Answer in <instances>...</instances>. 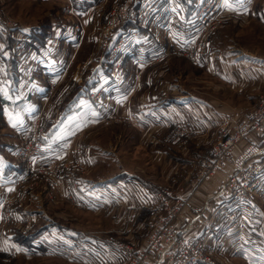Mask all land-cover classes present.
Returning <instances> with one entry per match:
<instances>
[{"label": "rangeland", "instance_id": "rangeland-1", "mask_svg": "<svg viewBox=\"0 0 264 264\" xmlns=\"http://www.w3.org/2000/svg\"><path fill=\"white\" fill-rule=\"evenodd\" d=\"M224 2L225 0H0V16L17 23L16 26L20 29L18 35L24 30L32 33L37 31L35 33L43 38L42 32L48 31L44 43L38 37L33 44L25 39L29 59L27 68H21L22 63L13 46L6 49L8 37L0 50V168L7 160H11L8 147L13 146L10 142L18 144V149L25 136H20L15 131L17 123L14 122L13 110L16 109V103L13 93L8 98L13 76L19 77L15 81L19 87L18 99H27L26 94H31L35 78L41 83L35 60L42 53L53 49L55 52L52 54L56 56V47L63 41L65 30L74 32L77 41L83 44L79 48L75 45L72 49L64 45L70 51L68 59L72 62L68 64L70 70L65 82L61 83L63 77L59 80L47 79L46 82L44 80L47 76L42 77L43 82L49 83V93L43 100L40 111L45 119L43 144L47 125L52 120H60L62 114L72 107L69 99L76 93L82 76L93 72L98 62L101 66L109 64L108 72L112 77L124 75L127 71L132 75L133 82L139 84L138 80L142 79V92L136 90V99H140V95L144 96L143 93L147 91L149 108L165 105L168 115L164 119L166 127H160L157 123L161 120L149 110L135 117L142 123L143 120L151 122L150 125L130 123L120 114L117 103L114 102L115 105L110 106L107 116L102 118L105 119L104 122L95 124L89 130L83 128L78 133L75 132L78 138L74 146L77 157H62V161L68 160L65 164L59 163V159L53 165L37 161L44 167L60 169L61 176L56 177L58 184L49 183L46 176L41 175L39 178L31 177L27 183L4 187L1 194H4L2 202L6 216L11 217L13 214L14 203L26 209H23L24 214L20 215L19 222L8 225L12 228V233L13 229L15 231L13 234L7 232L12 234L9 239L11 242L4 245L5 249H0V264H114V259L109 257L110 251L115 252L114 258L119 264H126L119 244L132 243L136 249L142 248L150 233L152 219L149 211L133 214L131 200L124 199L121 194L120 186L127 183L134 174L141 176L136 177L138 181L148 180L158 185L141 186L132 182L138 195V188L144 187L153 195V205L159 201L156 192L163 187L178 190L180 186H184L188 202L192 200L193 192L187 190L185 183L177 181L183 180L179 179V172L182 173L185 167L183 163H187L186 160H190L192 155L195 157L201 153L198 160H193L197 169L199 159L207 155L210 147L215 145L222 127L226 123L251 119L253 110L264 95V0H246L244 8L235 5V9L225 8ZM237 8V16H232L233 10ZM242 9L248 10L249 14L243 13ZM210 15L212 22L209 21ZM255 56H258V64L254 66ZM245 58V67L242 68L240 60L244 62ZM257 73L258 78L255 77ZM242 75L247 80H243ZM26 83L28 88L24 87ZM60 92L59 99H53ZM92 92L93 90L85 93L79 104H85V97L88 96L91 101ZM187 95H191L194 105L211 103L212 127L207 134H202L203 130L184 129L180 125L176 129L173 125L170 127L175 120V111L171 105L175 106ZM142 96L141 100H144ZM47 108L49 112H46ZM176 114L179 115L176 120L180 122L187 112L183 111L180 115L176 111ZM65 118L60 122H64ZM183 130L186 132H182ZM226 130L228 132V128ZM186 133L191 136L188 140L174 142V139ZM85 134L87 135L83 137ZM253 140L257 142L254 138ZM259 144L263 146L264 140H260ZM261 156L263 157L257 158V161L264 170V153ZM15 158L17 160L16 156ZM257 161L250 159L246 166ZM233 170L234 167L231 166L216 190L205 191L208 197L204 206L198 207L199 212H210L208 220L212 225L224 210L223 202L227 198L223 185L231 173H236L237 169ZM258 179L260 186L257 185L251 191L252 195L248 194L246 197L251 203V210L237 224L223 216L221 224L224 226L220 224L210 229L211 236L215 235L213 240L206 242L211 264H264V176ZM95 180L99 181L96 188L113 187L109 188L108 196L97 192L95 184L92 187L91 181ZM0 181L11 185L13 180ZM124 185L128 187L129 184ZM240 186L242 187L241 183ZM9 188L10 192L13 189L18 191V188L23 192L21 195H8ZM97 197L106 202L101 211L92 205ZM211 198L218 199L216 204L211 205ZM110 200L119 202L115 203L118 207L109 205ZM125 201L128 202L126 206L120 205ZM188 202L185 206L190 205ZM6 205L10 206L9 209L5 208ZM195 213L197 215V211ZM14 214L18 216L19 212ZM259 227L263 233L256 242L254 231ZM33 230L35 237L40 238L43 243L45 241V245H51L52 249H55L54 245L58 246V251L51 252L47 246L40 244L33 253L25 240ZM44 232L47 236L51 235V238L44 237ZM115 236L118 239L116 244ZM67 245L71 248L67 249ZM257 245L259 253H250ZM71 249L83 254L82 258L72 255ZM99 252L102 253L101 256Z\"/></svg>", "mask_w": 264, "mask_h": 264}, {"label": "crops", "instance_id": "crops-1", "mask_svg": "<svg viewBox=\"0 0 264 264\" xmlns=\"http://www.w3.org/2000/svg\"><path fill=\"white\" fill-rule=\"evenodd\" d=\"M45 1V0H43ZM246 0H230L229 3H232V5H236L239 6L240 8H244L246 6L245 4ZM235 9V7L233 8ZM239 8H237L236 10H233L232 16H237V12ZM245 9H242L241 11L243 13L249 14V12L243 11ZM230 11V9H229ZM253 13V12H252ZM29 28L31 30L30 27H26ZM36 29V28H35ZM39 29V28H37ZM41 31V29H40ZM37 32V31H35ZM35 32H31L30 37H31V41L30 44L36 43V39L37 37L40 39V42L44 43V40L46 39V37L48 36V31L45 30L43 34V38H41L38 34H36ZM63 41L60 42L61 44H59L56 48H57V55H53L52 52H55V49H53L51 52H45L42 53V55H39V57L37 58V65L35 63V67L39 69L38 73L41 75L40 80L41 83H38L37 78L35 81V84L33 86V90L30 94V92H28L26 94L27 99H18L17 93H13V98H14V102L16 103V109L13 110V118H14V122L16 124L15 127V131L20 134V136L22 134H26L27 132V128L28 126H26L25 124L21 123L23 122V120L26 119V117L31 114V113H39L40 111H42V104H43V100L45 98H47L48 93H49V83H45L47 81V79H49V81H51V79H57L59 80L60 78L63 77V80L61 83L65 82L69 75V66L68 64H71L72 62L70 61L69 58V50H66L64 48V45L67 46L69 49H72L75 45L78 46V48L80 46H82V42H78L77 41V36H75L74 32H70L69 30H65L63 33ZM63 44V45H62ZM255 58V59H254ZM253 58V65H257L258 64V56H255ZM252 60V58H250ZM142 60V59H141ZM143 60H146L143 58ZM245 60L244 62L243 60H240V63L243 65L242 68L245 67ZM237 63V62H236ZM109 65V64H108ZM108 65H102L101 63L98 62L95 67H94V71L90 72L88 74V76H82L81 78V83L78 85L77 87V91L74 95H72V97H70L69 101H70V106H72L69 110L65 111L64 114H62L60 120L62 118H65L64 122H60V120H56L54 122V120H52L46 127V132H45V138H44V146H43V151L40 150L39 156L40 157V161L44 164L47 165H53L58 159L60 160L59 163H66V159H70L73 158L74 156L77 157L76 155V149H75V144L78 142V138H77V131L82 130L83 128L86 130H89L91 128H93V126L95 124H101L102 121L104 122L105 116H107V114L109 113V108L112 105H115V103H117V108L120 111V114L123 115L126 118V121H129L130 123L135 122L136 124H143V125H150L151 122L143 120L144 122L142 123L140 120H138L135 115H143L144 112H148L147 110H149V112H152L151 114H155L156 118L161 120V122H156L157 124H159L160 127H166L165 123H164V119L166 116H168L166 113V109H165V105H161L158 107H151L149 108V104H148V94L147 91H145L143 94L144 96L140 95V99H136V90L139 92H142V79H139V84L138 82L135 83L132 80V75L128 74L127 71L124 75H120L118 77H112L111 73L108 72L109 70V66ZM34 66V65H33ZM249 66H252V63H249ZM253 66V67H254ZM97 68V72H95V69ZM107 70V71H105ZM259 73V72H258ZM258 73L256 74L255 77L258 78ZM14 73H12L13 76ZM242 74L243 71H242ZM47 76V78H46ZM243 76V80H247V78ZM14 77V76H13ZM46 78L45 80L43 78ZM264 77V76H263ZM43 80L45 82H43ZM37 82V83H36ZM60 83V84H61ZM124 83V84H121ZM146 84V83H145ZM63 85V84H62ZM12 86L14 87V85L12 84ZM145 87V86H144ZM147 89V88H145ZM96 91L100 93V98L97 101H92L90 102H86L85 104L80 105V101L83 98V95L85 93H87L88 91ZM60 92L59 94L56 95V97H54L53 99H59L58 97L61 96ZM9 97H11V93L8 92ZM34 94V95H33ZM30 95V96H29ZM7 96V95H6ZM5 96V97H6ZM142 97H144V100H141ZM156 99V98H155ZM19 103V104H18ZM210 103V102H209ZM205 104L203 103L202 106L201 105H194L192 104L191 101V95H187L186 98H181L180 101L177 102V104L181 105L180 107L183 108V110H181L182 108H179V105H171V108L174 109L175 111V115L173 114L174 119H178L179 115L176 114V111L179 112L180 115L183 114L184 112H187V115L185 116L183 121L178 122L177 120H173L170 124V127L173 125V128H177L176 126L180 125L182 126V128L184 129H190V130H203L202 134H207L206 132L209 131L212 127V105L210 104ZM175 107V108H174ZM52 108H54V106H52ZM115 108V107H114ZM116 108V109H117ZM156 108V109H155ZM117 110V111H118ZM223 111V110H222ZM46 112H49V108L46 109ZM108 112V113H107ZM122 112V113H121ZM204 113L202 116H200L199 114ZM196 114H198V116H195ZM207 116V117H206ZM147 118V117H145ZM133 120V121H132ZM58 122V124H56ZM128 122V123H129ZM195 124L197 126H195ZM169 125V124H168ZM199 125L201 127H199ZM155 126H158L155 124ZM191 127V128H190ZM180 128V127H179ZM166 129V128H163ZM77 132V133H75ZM182 132H186V131H182ZM85 132H83L84 134ZM87 134L83 135L86 136ZM191 136H189L187 133L180 135L178 138L174 139L176 141L174 142H178L180 140H188ZM77 138V139H76ZM253 138L255 140H257V142H260V138L253 136ZM184 141H181L184 143ZM56 146H55V143ZM89 144V143H88ZM10 145H12L13 147L9 149L10 152V157L11 160H7L5 162V165L2 166L0 168V175H3L2 180H5V182L11 181L8 177L12 176L11 173L17 169V165H16V158H15V153H13L15 150V146H17L18 144H13L12 142H10ZM87 145V144H86ZM56 151H55V148ZM54 148V149H53ZM53 149V150H52ZM206 150H204L203 155L206 153ZM210 153V149L208 150V152L206 154ZM201 153H199L200 155ZM199 155H195V157H190V160H186L188 161L187 163H183L185 165V167L187 168H183V172L181 173V171L179 172V179H183V180H177L178 182H183L185 183L184 185L187 187V190L190 192H193V198L191 201H189L188 203H190L189 206H187L185 208V210L182 212V214L179 217L178 220V225L179 226H185L186 224H188L189 222L193 225V228L191 229V234L195 235V236H203L205 238H207L209 241L213 240L215 238L214 236H211V231L210 229H214L215 226H218L221 224V220L223 218V216H218L215 224H211L212 222L209 221V214L210 212L207 211H200L198 210V207L200 208L202 205L204 206V203L206 201V197H208L205 194V191L209 192L212 189L216 190L219 186H220V180L224 179L226 177V173L227 171L231 168L230 166L225 167L223 170H221L218 174H216L215 176V181L213 184L209 183H200L197 179H196V175H195V168L197 166V164L193 161V160H198ZM201 156V155H200ZM59 157V158H58ZM62 157L66 158L64 161H62L61 159H63ZM192 163H191V162ZM18 162V161H17ZM89 163V162H88ZM4 164V163H3ZM14 166V167H12ZM90 166V165H89ZM12 167V168H11ZM191 167V168H190ZM185 173H187L185 175ZM8 175V176H7ZM112 176V175H111ZM114 176V175H113ZM184 176V177H183ZM136 177H141L140 175H132L131 178H129V181L127 182L128 185V194L127 197H123L124 199H130L132 202V205L130 206V208L132 209L131 211H133V214H139L141 212L144 211H149L150 214L152 213L153 215V210H154V205L153 203V195L151 193H149L146 188H138V191L140 193V195H138L134 188H135V182H137L138 184H140L141 186H146V185H150L151 187H158V185L153 184L152 181H148L146 180V182H144L143 180H139ZM217 179V180H216ZM92 180V179H90ZM107 180V179H106ZM134 180V181H132ZM97 180H95L94 182L91 181L92 183V187L95 184V188L97 189L99 193H103L104 196H108V191L109 188H113L112 186H108L106 188H96V184H97ZM133 182V183H132ZM118 183H121V181H119ZM127 183H122V184H127ZM148 185V186H149ZM147 186V187H148ZM260 186V185H259ZM18 191H15L14 189L12 190V192H8V195L10 193H12V195L18 193V194H22V190L21 188L17 189ZM93 193H96L95 191L90 190ZM3 192V191H2ZM1 192V193H2ZM0 193V194H1ZM6 194V192H5ZM4 194L0 195V249L2 250V248H4V245H8L11 241L9 240L11 238V235L14 233V229H13V233L12 228L9 227L12 225V223H16L20 221V215L22 216L23 213V209L26 208H22L20 207L17 203H14V207H13V214H11V217L13 215V217L9 220L6 216V211H4L3 209V204L4 202H2V198H3ZM218 199H210L211 201V205L216 204ZM102 198H94L93 200V207L94 208H98L99 211H101L103 209V206H106V202H102ZM2 202V203H1ZM115 203H119V202H113L110 200V204L107 202V205H115L113 208L118 207L116 206ZM123 206H126L128 204V202H121ZM136 203V204H135ZM135 204V205H134ZM119 205V206H120ZM212 207H210L211 209ZM97 210V209H96ZM195 211H197V215H195ZM15 212H19V215L16 216L14 213ZM199 212V213H198ZM34 214H38L37 212H33ZM124 213V212H123ZM24 214V213H23ZM203 214V215H202ZM261 214V212H260ZM263 214V213H262ZM264 215V214H263ZM200 216V217H199ZM143 222H145V220H143ZM9 225V226H8ZM259 225V223H258ZM221 226H224V224H221ZM46 231V230H45ZM7 232H11L7 233ZM34 230L27 234L25 240H27V247L30 248V250L35 253L36 247H40V244H44L42 242V240L38 237L34 236ZM131 233V231H130ZM263 231L261 229V227H259V229L254 231L255 234V241L258 242L259 237L262 235ZM44 237L46 238H51L50 236H47V233L44 232ZM119 235V233H118ZM13 238V237H12ZM119 238V237H118ZM145 236L143 237L142 241L144 240ZM219 239V238H216ZM215 239V240H216ZM115 243H117L116 241H118V239L115 236L114 239ZM112 241V242H114ZM31 242V244H30ZM46 244V243H45ZM47 246L50 251H58L59 247L54 245L55 249L51 248V245H45ZM52 244V243H49ZM71 248L70 245H67V249ZM5 249V248H4ZM62 248H60L61 250ZM0 250V251H1ZM30 252V251H29ZM103 252V251H101ZM99 252V256L102 255V253ZM111 254H109V257H112L114 259L113 263L114 264H119L115 257V252L114 251H110ZM70 253L76 257H80L83 254L81 253H77L75 252L73 249L70 250ZM250 253H254V255L259 253L258 250V245L255 246V248H252V250H250ZM49 255H51L50 253H48ZM47 254V255H48ZM33 255V254H32ZM88 257V256H87Z\"/></svg>", "mask_w": 264, "mask_h": 264}, {"label": "built area", "instance_id": "built-area-1", "mask_svg": "<svg viewBox=\"0 0 264 264\" xmlns=\"http://www.w3.org/2000/svg\"><path fill=\"white\" fill-rule=\"evenodd\" d=\"M212 19L210 15L209 21L212 22ZM16 25V22L0 16V50L4 46L6 37L11 35L16 28L18 29ZM16 37L13 49L19 57L20 63H22L21 68L24 69L29 64L26 55L27 49L25 48L26 42L22 36ZM26 61L28 62L26 63ZM24 87L28 88V83ZM90 97L92 100H97L100 93L93 91ZM85 98H87L85 102L92 101H90L89 96ZM41 114V112L31 113L21 123L28 126V128L20 147L15 152V156L23 164L24 170L13 179L11 185L0 181V193L4 187H10L20 182L27 183L33 176L39 178L41 175H45L49 183H58L56 177L61 176L58 167L47 168L37 163V161H40L38 152L42 150L45 131V119ZM252 116L251 119L239 120L231 124L226 123L221 129V134L215 145L210 147V153L199 159L196 169L197 180L200 183L207 184L213 182L215 175L225 167L232 166L234 170L237 169L234 175L232 173L229 175L223 185L227 199L223 202L224 210L221 211L220 215L227 217L228 221L235 224L242 219V216L248 210H251V203L247 201L246 197L248 194L251 196V191L259 185L258 178L264 176V170L257 161V158L263 157L261 155L264 153V145L261 146L259 142L253 140V136L264 140V95L261 97L258 106L253 110ZM226 128H228V132H226ZM250 159L257 162L246 166V162ZM10 191L11 188L8 192ZM120 191L123 192L122 189ZM156 193L159 201L154 204L150 222L151 230L142 244V248L136 249L132 243L119 244V249L123 250L122 256L125 263L211 264V257L206 249L208 239L191 234L193 225L190 222L185 226L178 225L179 217L187 207L185 203L188 202L185 187L180 186L178 190L163 187ZM9 207V205L5 206L6 209H9ZM7 217L11 219L10 216ZM116 248L118 249V244Z\"/></svg>", "mask_w": 264, "mask_h": 264}, {"label": "trees", "instance_id": "trees-1", "mask_svg": "<svg viewBox=\"0 0 264 264\" xmlns=\"http://www.w3.org/2000/svg\"><path fill=\"white\" fill-rule=\"evenodd\" d=\"M19 28L17 29H15V31L11 34V35H9V36H7L8 38L6 39V49L7 50H9L10 48H11V46H13V43H14V41L17 39V37L16 36H19L17 33L19 32ZM30 34H31V31H28V30H24V31H22L21 32V34H20V36H22L23 38H25L26 39V41L27 42H29V41H31V37H30ZM30 43V42H29ZM14 78V81H13V85H14V87L12 86V87H10V86H8V87H10V89L8 90V92H10L11 94L12 93H18V90H19V87H18V85L16 86V83H15V81L17 80V78H19L18 76H16V77H13ZM15 150H17V146H15ZM13 153H15V151L13 152ZM16 165H17V169L16 170H14L12 173H11V175L12 176H10V177H8L10 180H13L15 177H17L19 174H21L22 173V171H23V167H22V165L19 163V162H17L16 161ZM12 167H14V166H12ZM11 167V168H12ZM8 176V175H7ZM3 178H5V177H3V175H0V180L1 179H3ZM5 181V180H4ZM9 182V181H8ZM22 237H24V235L22 236Z\"/></svg>", "mask_w": 264, "mask_h": 264}, {"label": "bare ground", "instance_id": "bare-ground-1", "mask_svg": "<svg viewBox=\"0 0 264 264\" xmlns=\"http://www.w3.org/2000/svg\"><path fill=\"white\" fill-rule=\"evenodd\" d=\"M43 146H44V144H43ZM43 146H42V149H43ZM39 153H40V151L38 152V156H39ZM58 181H59V180H58ZM57 184H58V183H57ZM120 187H121V189L123 190V192L121 193L122 196H123V197H127V195H129L128 192H127L128 187H127L126 185H124V184H122Z\"/></svg>", "mask_w": 264, "mask_h": 264}, {"label": "snow or ice", "instance_id": "snow-or-ice-1", "mask_svg": "<svg viewBox=\"0 0 264 264\" xmlns=\"http://www.w3.org/2000/svg\"><path fill=\"white\" fill-rule=\"evenodd\" d=\"M225 8H234V5H232V4H230L229 2H228V0H225V2H224V5H223Z\"/></svg>", "mask_w": 264, "mask_h": 264}]
</instances>
